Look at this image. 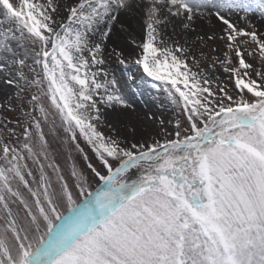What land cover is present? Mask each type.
<instances>
[{
    "label": "snow or ice",
    "instance_id": "6c2138e0",
    "mask_svg": "<svg viewBox=\"0 0 264 264\" xmlns=\"http://www.w3.org/2000/svg\"><path fill=\"white\" fill-rule=\"evenodd\" d=\"M0 264H264V0H0Z\"/></svg>",
    "mask_w": 264,
    "mask_h": 264
},
{
    "label": "rangeland",
    "instance_id": "374dc122",
    "mask_svg": "<svg viewBox=\"0 0 264 264\" xmlns=\"http://www.w3.org/2000/svg\"><path fill=\"white\" fill-rule=\"evenodd\" d=\"M252 19L259 25V21H260V17H259V15H256V16H253L252 17ZM136 85H133V88H132V90H130V96H137V93H136ZM139 87H140V89L141 90H144V89H148V91L147 92H145V95H146V97H148V98H151L154 94L151 92V89H150V84H143V83H141L140 85H139ZM137 101L139 102V97L137 96ZM140 107H144V105L143 104H140ZM61 164H62V166H64V161H63V159L61 160ZM67 170V169H66Z\"/></svg>",
    "mask_w": 264,
    "mask_h": 264
}]
</instances>
